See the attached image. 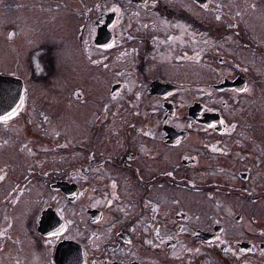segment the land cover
<instances>
[{
	"label": "flooded vegetation",
	"instance_id": "1",
	"mask_svg": "<svg viewBox=\"0 0 264 264\" xmlns=\"http://www.w3.org/2000/svg\"><path fill=\"white\" fill-rule=\"evenodd\" d=\"M219 2L84 4L75 61L100 68L106 97L73 91L66 123L41 108L8 123L24 91L0 119V264H264V45L206 27ZM113 53L128 68L107 81Z\"/></svg>",
	"mask_w": 264,
	"mask_h": 264
},
{
	"label": "rangeland",
	"instance_id": "2",
	"mask_svg": "<svg viewBox=\"0 0 264 264\" xmlns=\"http://www.w3.org/2000/svg\"><path fill=\"white\" fill-rule=\"evenodd\" d=\"M215 1L221 2L217 4L222 10L218 17L209 15L206 11L203 12L206 27L209 25V27L223 30L229 25L232 30H251L257 37V41L264 45V2L262 0ZM94 2L100 3V0H94ZM84 4L92 5L91 10L95 8L93 0H0V74H10L20 78L25 89L22 106L24 110L22 109L16 117L10 118L8 123H21L23 113L35 111V108L51 109L49 111L52 115L61 111L62 120L66 123L68 99L70 101V94L73 91L81 92L82 97L87 96L85 100L91 103L92 108L99 107V103L105 99L106 96L98 103L106 80L103 81V75L99 77V74H102L100 68L89 63L85 64L84 58L78 55V50H76L75 61L73 47L77 45L73 46V42H77L79 33L75 28L77 24H84L81 17L77 20L76 16L80 14V10L83 14ZM232 11L235 16L230 14ZM172 22L173 20L168 26H172ZM186 25L184 22L177 23L179 29ZM227 41L237 42L227 36L223 40H218L219 43ZM256 59L264 63V57L257 56ZM121 67L128 68L121 64L113 53L105 68V73L108 74L107 81L111 73L114 74ZM129 90L132 92V88ZM107 100L108 107L119 108L121 116L130 117L128 113H125L124 107L111 103L109 95ZM77 110L73 109V111ZM120 115L109 116L108 123L112 125L117 123L116 129L122 131V123L118 122L122 120L119 118ZM84 118L85 115L81 118L77 116L76 120L72 121L75 125L74 132H78L83 126H88V120ZM50 122L59 121L52 119ZM107 131L108 135L114 132V130ZM84 133L85 128L81 134ZM115 153L118 155L117 151ZM78 157V154L67 155L65 162H62L59 155L54 156L55 162L49 164V168L57 165L61 172L68 164L79 165ZM73 160L74 162H71ZM260 256L261 254L256 257Z\"/></svg>",
	"mask_w": 264,
	"mask_h": 264
},
{
	"label": "water",
	"instance_id": "3",
	"mask_svg": "<svg viewBox=\"0 0 264 264\" xmlns=\"http://www.w3.org/2000/svg\"><path fill=\"white\" fill-rule=\"evenodd\" d=\"M24 86L20 78L0 74V118L12 116L23 103Z\"/></svg>",
	"mask_w": 264,
	"mask_h": 264
},
{
	"label": "snow or ice",
	"instance_id": "4",
	"mask_svg": "<svg viewBox=\"0 0 264 264\" xmlns=\"http://www.w3.org/2000/svg\"><path fill=\"white\" fill-rule=\"evenodd\" d=\"M10 117H8V116H5V117H2V118H0V119H4V120H7V119H9Z\"/></svg>",
	"mask_w": 264,
	"mask_h": 264
}]
</instances>
